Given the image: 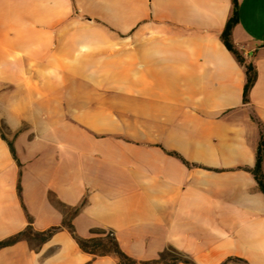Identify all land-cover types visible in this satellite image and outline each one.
Segmentation results:
<instances>
[{
	"label": "crops",
	"instance_id": "0c3cea01",
	"mask_svg": "<svg viewBox=\"0 0 264 264\" xmlns=\"http://www.w3.org/2000/svg\"><path fill=\"white\" fill-rule=\"evenodd\" d=\"M0 0V240L111 230L137 260L264 264V0ZM8 141L13 143L15 156ZM20 186V190L19 187ZM0 264H118L65 228Z\"/></svg>",
	"mask_w": 264,
	"mask_h": 264
},
{
	"label": "trees",
	"instance_id": "16d2710c",
	"mask_svg": "<svg viewBox=\"0 0 264 264\" xmlns=\"http://www.w3.org/2000/svg\"><path fill=\"white\" fill-rule=\"evenodd\" d=\"M233 1V10L229 16L225 28L221 33V40L225 46L235 55L237 60L244 66L245 69V83L243 90V101L245 103L249 102L250 90L253 87L257 79V71L255 65L252 62H247L242 55L241 51L236 47L232 40V29L238 21V1ZM11 152L15 156L13 143L8 141ZM254 175L257 184L260 190L264 193V127L261 129V136L257 145L256 151V161L255 165L249 169ZM20 190V186L18 187ZM82 204L71 208L70 212L65 211V218L62 225L53 226L43 231H37L32 227L31 219L29 218V223L25 230L0 240V248L13 244L21 239H26L25 234L27 232L35 233L40 242L47 240L59 229H67L79 245V247L89 254H92L94 257L105 256V255H114L118 258V264H177L180 261L190 262V260L182 255L180 252L175 249H167L159 254L157 258L150 260H137L128 254H126L115 237L113 231L96 229L94 231L95 235L91 237H81L79 236L73 227L72 216L75 215L81 208Z\"/></svg>",
	"mask_w": 264,
	"mask_h": 264
},
{
	"label": "rangeland",
	"instance_id": "374dc122",
	"mask_svg": "<svg viewBox=\"0 0 264 264\" xmlns=\"http://www.w3.org/2000/svg\"><path fill=\"white\" fill-rule=\"evenodd\" d=\"M25 238L31 243V245L36 246L40 243L39 237L33 232H27Z\"/></svg>",
	"mask_w": 264,
	"mask_h": 264
}]
</instances>
